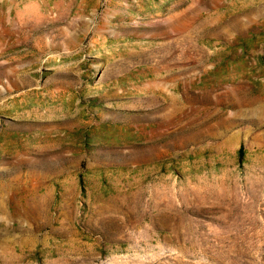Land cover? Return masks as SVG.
<instances>
[{"label": "rangeland", "instance_id": "374dc122", "mask_svg": "<svg viewBox=\"0 0 264 264\" xmlns=\"http://www.w3.org/2000/svg\"><path fill=\"white\" fill-rule=\"evenodd\" d=\"M0 264H264V0H0Z\"/></svg>", "mask_w": 264, "mask_h": 264}, {"label": "trees", "instance_id": "16d2710c", "mask_svg": "<svg viewBox=\"0 0 264 264\" xmlns=\"http://www.w3.org/2000/svg\"><path fill=\"white\" fill-rule=\"evenodd\" d=\"M240 153H241V150H240Z\"/></svg>", "mask_w": 264, "mask_h": 264}]
</instances>
